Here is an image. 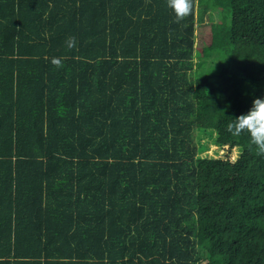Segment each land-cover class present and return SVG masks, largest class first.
<instances>
[{
    "label": "trees",
    "instance_id": "16d2710c",
    "mask_svg": "<svg viewBox=\"0 0 264 264\" xmlns=\"http://www.w3.org/2000/svg\"><path fill=\"white\" fill-rule=\"evenodd\" d=\"M191 2L0 0V264H264V0Z\"/></svg>",
    "mask_w": 264,
    "mask_h": 264
},
{
    "label": "clouds",
    "instance_id": "9594fccd",
    "mask_svg": "<svg viewBox=\"0 0 264 264\" xmlns=\"http://www.w3.org/2000/svg\"><path fill=\"white\" fill-rule=\"evenodd\" d=\"M166 7L177 21L190 16L192 12L191 0H166ZM65 43L67 48L72 49L76 46V39L68 37ZM53 63L59 66L61 61L54 59ZM228 130L237 136L246 134L250 144L257 149V154H264V95L253 99L246 113L231 117Z\"/></svg>",
    "mask_w": 264,
    "mask_h": 264
},
{
    "label": "rangeland",
    "instance_id": "374dc122",
    "mask_svg": "<svg viewBox=\"0 0 264 264\" xmlns=\"http://www.w3.org/2000/svg\"><path fill=\"white\" fill-rule=\"evenodd\" d=\"M209 15L210 18H209ZM212 20V21H211ZM210 21V22H209ZM221 21L220 15L214 12L209 11L207 13V15H205L203 17V21H202V28H197L196 33L198 34V46H197V50L200 52L202 51V46L207 45L209 43V40L211 39L210 37V24L211 22H217L219 23ZM217 35L220 32V29H217ZM201 43V46H200ZM199 143L204 144L205 146H207V150L203 152V155H219L224 157H228V158H234L237 155V151L235 149H232L230 151H227L225 147L220 148V147H216V145L213 144V142L211 140H209L208 138H201L200 141H197ZM199 145V144H198ZM216 151V152H215Z\"/></svg>",
    "mask_w": 264,
    "mask_h": 264
}]
</instances>
